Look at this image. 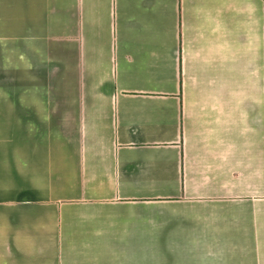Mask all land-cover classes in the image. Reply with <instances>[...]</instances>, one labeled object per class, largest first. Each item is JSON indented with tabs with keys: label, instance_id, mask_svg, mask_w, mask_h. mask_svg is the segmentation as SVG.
<instances>
[{
	"label": "crops",
	"instance_id": "1",
	"mask_svg": "<svg viewBox=\"0 0 264 264\" xmlns=\"http://www.w3.org/2000/svg\"><path fill=\"white\" fill-rule=\"evenodd\" d=\"M0 264H264V0H0Z\"/></svg>",
	"mask_w": 264,
	"mask_h": 264
}]
</instances>
